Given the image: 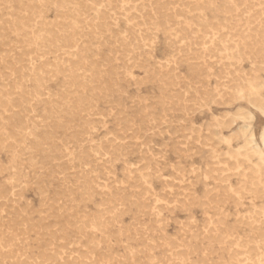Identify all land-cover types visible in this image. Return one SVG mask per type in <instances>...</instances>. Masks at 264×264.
<instances>
[{"label": "rangeland", "instance_id": "374dc122", "mask_svg": "<svg viewBox=\"0 0 264 264\" xmlns=\"http://www.w3.org/2000/svg\"><path fill=\"white\" fill-rule=\"evenodd\" d=\"M262 30L264 0H0V264H264Z\"/></svg>", "mask_w": 264, "mask_h": 264}, {"label": "bare ground", "instance_id": "6f19581e", "mask_svg": "<svg viewBox=\"0 0 264 264\" xmlns=\"http://www.w3.org/2000/svg\"><path fill=\"white\" fill-rule=\"evenodd\" d=\"M46 3V2H45ZM28 7V6H27ZM98 7V6H97ZM39 8V7H38ZM89 8V7H88ZM41 9V8H40ZM97 9V8H96ZM38 10V9H37ZM40 13V12H39ZM43 15V14H42ZM99 16V15H98ZM129 16V15H128ZM239 16V15H238ZM96 17V16H95ZM251 17V18H250ZM249 18H248V22H249V24H252V23H254V20L257 18L255 15L254 16H250ZM84 18V17H83ZM99 18V17H98ZM76 19V18H75ZM81 19V18H80ZM71 21V20H70ZM74 21V20H73ZM227 22H228V20H227ZM246 23V22H245ZM152 24V23H151ZM153 24H155V22L153 23ZM66 25V24H65ZM69 25V24H68ZM71 25H72V23H71ZM102 26V25H101ZM232 27H233V25H231ZM67 27V26H66ZM73 27V26H72ZM76 27H79V26H76ZM215 27V26H214ZM243 27V26H242ZM63 28V27H62ZM70 28V27H69ZM73 28H75V27H73ZM231 28V27H230ZM235 28V27H234ZM58 29V28H57ZM56 29V30H57ZM60 29V28H59ZM68 29V28H67ZM66 29V30H67ZM64 30V29H63ZM74 30V29H73ZM76 30V29H75ZM215 30H216V28H215ZM250 30V29H249ZM75 32V31H74ZM238 32V31H237ZM253 32V31H252ZM35 33V32H34ZM57 33V32H56ZM61 33V32H60ZM70 33H71V31H70ZM73 33V32H72ZM76 33V32H75ZM96 33V32H95ZM97 33H99V32H97ZM205 33V32H204ZM55 34V33H54ZM65 34V33H64ZM74 34V33H73ZM73 34H71V35H73ZM259 34L261 35V37H262V39H263V41H264V30H262L261 32H259ZM76 35V34H75ZM53 36V35H52ZM63 36V35H62ZM64 36H66V35H64ZM63 36V37H64ZM74 36V35H73ZM249 36V35H248ZM47 37V36H46ZM67 37V36H66ZM69 37H71V36H69ZM210 38V37H209ZM224 38V37H223ZM222 38V39H223ZM49 39V38H48ZM56 39V38H55ZM63 39V38H62ZM68 40H69V38H68ZM258 40V39H257ZM61 41V40H60ZM73 42L75 41V40H72ZM58 42V41H57ZM68 42V41H67ZM216 42H217V40H216ZM215 42V43H216ZM238 42H239V40H238ZM69 43V42H68ZM56 44V43H55ZM54 44V45H55ZM74 44V43H73ZM72 44V45H73ZM56 45H58V44H56ZM69 45V44H68ZM75 45V44H74ZM220 45V44H219ZM67 46V45H66ZM71 45H69V47H70ZM229 46V45H228ZM231 46V45H230ZM229 46V47H230ZM58 47V46H57ZM64 47V46H63ZM72 47V46H71ZM207 47H208V45H207ZM206 47V48H207ZM220 47V46H219ZM226 47V46H225ZM253 47V46H252ZM66 48V47H65ZM205 48V47H204ZM213 48H214V46H213ZM228 48V47H227ZM231 48V47H230ZM229 48V49H230ZM248 48V47H247ZM63 49V48H62ZM209 49H210V47H209ZM259 48H255V51H259L258 50ZM56 50V49H55ZM54 50V51H55ZM58 50V49H57ZM59 50H61L60 48H59ZM234 50H235V52H236V54H238L239 53V46L236 44V46H234ZM63 51V50H62ZM67 51V50H66ZM66 51H65V53H66ZM229 51V50H228ZM64 52V51H63ZM69 52V51H68ZM74 52V51H73ZM62 53V52H61ZM70 53V52H69ZM206 53V52H205ZM207 54V53H206ZM246 54V53H245ZM205 55V54H204ZM239 55V54H238ZM235 56L234 54H232V55H230L229 54V52L225 55L226 56V58L227 59H237V58H239V56ZM202 56H203V54H202ZM201 56V57H202ZM222 56H224V54L222 55ZM252 59V58H251ZM203 62V61H202ZM201 62V63H202ZM204 63V62H203ZM225 63V62H224ZM58 64V63H57ZM198 65V64H197ZM226 65V64H225ZM34 68V67H33ZM60 69V68H59ZM59 69H58V71H59ZM193 69V68H192ZM43 70V69H42ZM258 70H264V66L263 67H257V66H255V69H254V73L252 74V75H250V76H247V74H246V89H247V95H248V100H249V102H250V104L251 105H253V106H255L256 108H258L263 114H264V97H263V94H262V87L257 83V81H256V78L257 77H259V73H258ZM195 71V70H194ZM235 71L237 72V73H239V71H241V69L240 68H235ZM69 73V72H68ZM231 73V72H230ZM228 74V73H227ZM202 75V74H201ZM66 77H68V76H66ZM69 79V78H68ZM71 84V83H70ZM239 87V86H238ZM36 91V90H35ZM35 94V93H34ZM238 94V93H237ZM80 101V100H79ZM83 132V131H82ZM216 133V132H215ZM216 135V134H215ZM77 136V135H76ZM261 138H262V142H263V144H264V128L262 129V131H261ZM209 139V138H208ZM244 147H246V146H244ZM253 150H256V149H253ZM259 155H261V158H262V160H264V153H262V152H260L259 153ZM245 156L247 157V159H250V156H249V154H247V153H245ZM263 175V174H262ZM211 178V177H210ZM249 179V178H248ZM250 180V179H249ZM242 182V181H241ZM83 183V182H82ZM100 184V183H99ZM250 184V183H249ZM251 185V184H250ZM103 187V186H102ZM96 188V187H95ZM241 189V188H240ZM252 191V190H251ZM256 191V190H255ZM85 192V191H84ZM257 192V191H256ZM111 193H112V191H111ZM261 195V194H260ZM259 195V196H260ZM125 197H126V195H125ZM125 200V199H124ZM124 203V202H123ZM135 203V202H134ZM205 203V202H204ZM191 204V203H190ZM190 207V206H189ZM128 210V209H127ZM205 211V210H204ZM158 212V211H157ZM96 215V214H95ZM103 215V214H102ZM122 215V214H121ZM85 217V216H84ZM99 219V218H98ZM241 219V218H240ZM243 219V218H242ZM254 219V218H253ZM257 219V218H256ZM89 221V220H88ZM95 221V220H94ZM241 221V220H240ZM240 221H238V222H240ZM86 222V221H85ZM247 222V221H246ZM208 223V222H207ZM215 223V222H214ZM245 224V223H244ZM207 226V225H206ZM244 226V225H243ZM163 229V228H162ZM231 229V228H230ZM185 233V232H184ZM144 234V233H143ZM219 234V233H218ZM257 234V233H256ZM220 235V234H219ZM246 235V234H245ZM221 237V236H220ZM205 238V237H204ZM216 238H218V237H216ZM108 239V238H107ZM161 239H163V237L161 238ZM175 239V238H174ZM190 240V239H189ZM197 240V239H196ZM211 240V239H210ZM214 240V239H213ZM220 240V239H219ZM149 241V240H148ZM208 241V240H207ZM152 242V241H151ZM180 242V241H179ZM191 242V241H190ZM161 244V243H160ZM250 244V243H249ZM252 244V243H251ZM2 246V245H1ZM15 246V245H14ZM156 246V245H155ZM194 246V245H193ZM4 247V246H3ZM96 247V246H95ZM153 247V246H152ZM188 247V246H187ZM93 248V247H92ZM206 248V247H205ZM253 248V247H252ZM194 249V248H193ZM196 250V249H195ZM13 251V250H12ZM253 251V250H252ZM55 252V251H54ZM69 252V251H68ZM192 252V251H191ZM57 253V252H56ZM178 253V252H177ZM176 253V254H177ZM184 253V252H183ZM185 253H186V251H185ZM184 253V254H185ZM80 254V253H79ZM182 253H180V255H181ZM193 254V253H192ZM232 254V253H231ZM183 255V254H182ZM181 255V256H182ZM81 256V255H80ZM6 257V256H5ZM148 257V256H147ZM231 257V256H230ZM90 258V257H89ZM94 258V257H93ZM175 258V257H174ZM47 259V258H46ZM45 259V260H46ZM72 259V258H71ZM77 260V259H76ZM94 260V259H93ZM153 260V259H152ZM66 261V260H65ZM71 261V260H70ZM202 261V260H201ZM84 262V261H83ZM108 262V261H107ZM192 262H194V261H192ZM69 263V262H68ZM72 263H74V262H72ZM96 263V262H95ZM95 263H93V264H95ZM39 264V263H38ZM43 264V263H42ZM83 264V263H82ZM85 264V263H84ZM173 264V263H172Z\"/></svg>", "mask_w": 264, "mask_h": 264}]
</instances>
